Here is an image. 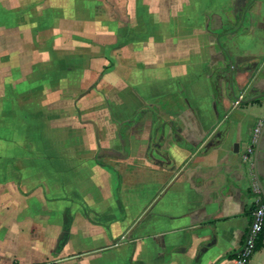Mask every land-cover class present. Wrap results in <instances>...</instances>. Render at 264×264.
Returning <instances> with one entry per match:
<instances>
[{
  "label": "crops",
  "instance_id": "crops-1",
  "mask_svg": "<svg viewBox=\"0 0 264 264\" xmlns=\"http://www.w3.org/2000/svg\"><path fill=\"white\" fill-rule=\"evenodd\" d=\"M100 2L0 0L1 229L29 221L12 241L45 239L41 264H236L264 202V0Z\"/></svg>",
  "mask_w": 264,
  "mask_h": 264
},
{
  "label": "rangeland",
  "instance_id": "rangeland-1",
  "mask_svg": "<svg viewBox=\"0 0 264 264\" xmlns=\"http://www.w3.org/2000/svg\"><path fill=\"white\" fill-rule=\"evenodd\" d=\"M101 1L102 2H100L99 6H97V8L95 9V12H96V15L100 14V16L106 17L109 15V10L111 13V8L108 6V0H105V1L101 0ZM54 12H57V13H54L56 18L58 16H63V14L59 13V11H54ZM22 14L24 16L27 15L26 12H23ZM52 19L53 18L50 19L49 23L52 21ZM185 19H187L186 16H185ZM44 25H45V23H43L42 25L38 24L36 26V30H38V26H40L39 27L40 33H42V28ZM52 25L59 27L61 24L60 25L52 24ZM64 25L67 29H73V30L80 29L79 27H81V25H79L77 23H68V24H64ZM169 26L171 29L173 26H175V24L172 23ZM230 26H233L232 29H235L234 25H230ZM38 35L40 36L41 34H38ZM97 39H98V41H100L101 45H106L107 41H106L105 36H100ZM48 41L49 40H47V42ZM81 41L85 42V43H90V41L87 39H83ZM47 42H46V46L50 47L49 43H47ZM68 42H69V45H71V44L76 43L77 40H72V42L70 40H68ZM40 45H43V42H41ZM175 73H177V72H175ZM175 73H173V74H175ZM182 75L183 74L181 73L180 76H182ZM256 129H259V127H257ZM256 129H255V131H256ZM30 225H32V224L29 223V221L28 222L24 221V222H21L18 226H17V224H15V226H17V227H15L13 231H9V232H7L5 230L3 232V230L0 227V264H41L42 263L41 261H43V260H45V258H47L45 256L46 255L49 256L48 255L49 250L46 246V240L45 239H41V238L37 239V236H36L35 238H33L34 242L32 241L30 243H23L21 241V243L18 244L15 241L14 242L12 241V238L16 239L17 236L24 239L28 235H30V233H29ZM36 233L38 234V236H41V234H42L40 232H36ZM12 256H14L16 260H14L12 258ZM43 256H44V258H43Z\"/></svg>",
  "mask_w": 264,
  "mask_h": 264
},
{
  "label": "built area",
  "instance_id": "built-area-1",
  "mask_svg": "<svg viewBox=\"0 0 264 264\" xmlns=\"http://www.w3.org/2000/svg\"><path fill=\"white\" fill-rule=\"evenodd\" d=\"M259 129H256L255 132H258ZM248 153L251 152V149H248ZM245 158V157H244ZM264 234V202H257L256 206L252 211V219L247 227L243 245L234 257V262L236 264H246L257 247L258 238Z\"/></svg>",
  "mask_w": 264,
  "mask_h": 264
},
{
  "label": "water",
  "instance_id": "water-1",
  "mask_svg": "<svg viewBox=\"0 0 264 264\" xmlns=\"http://www.w3.org/2000/svg\"><path fill=\"white\" fill-rule=\"evenodd\" d=\"M262 131H264V124H263V127H262Z\"/></svg>",
  "mask_w": 264,
  "mask_h": 264
}]
</instances>
